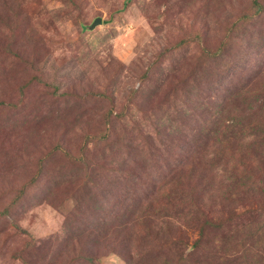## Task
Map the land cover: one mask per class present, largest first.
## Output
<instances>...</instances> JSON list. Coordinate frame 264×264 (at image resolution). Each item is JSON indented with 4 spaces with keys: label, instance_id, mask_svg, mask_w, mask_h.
Listing matches in <instances>:
<instances>
[{
    "label": "rangeland",
    "instance_id": "1",
    "mask_svg": "<svg viewBox=\"0 0 264 264\" xmlns=\"http://www.w3.org/2000/svg\"><path fill=\"white\" fill-rule=\"evenodd\" d=\"M77 1L81 12L72 0H0V47L15 41L41 77L22 101L33 72L0 51V264H158L189 253L199 215L198 224L157 216L151 226L122 216L128 171L160 182L191 164L204 179L203 214L226 219L207 226L204 244H224L213 264H232L228 242L253 248V228L264 227V124L252 126L264 112H244L237 149L248 152V174L237 180L228 179L244 166L214 159L217 139L206 137L215 122L232 126L264 82V12L232 34L229 63L203 73L201 47L176 44L199 33L218 47L253 0ZM18 11L24 30L13 26ZM98 17L102 25L83 31L81 20ZM202 249L193 264L210 260Z\"/></svg>",
    "mask_w": 264,
    "mask_h": 264
},
{
    "label": "trees",
    "instance_id": "2",
    "mask_svg": "<svg viewBox=\"0 0 264 264\" xmlns=\"http://www.w3.org/2000/svg\"><path fill=\"white\" fill-rule=\"evenodd\" d=\"M72 1L73 2L71 3L76 5L77 9L80 10L81 12L82 7L78 3V1L77 0H72ZM263 12H264V5L262 3V0H253L251 4L246 8V10L242 12L241 17L238 20H234L232 21V23L225 26V35L224 38L219 42L218 47L215 48L211 47V44L207 41L205 36L203 34L197 33L184 37L183 39L180 40V43L176 44L174 48L187 45L191 42L197 43L199 47H201L202 49V56L197 60V64L198 65L204 64L203 68L205 69L203 73H205L207 70H211V72L213 73L215 71L217 72L222 69L223 64L229 63L230 59L233 57L232 50L234 49L233 46L237 44V40H235V42L232 40L233 37L232 34L235 31L239 30L243 23L247 22L248 24H251L255 16H258ZM14 18L15 19L13 26L24 30L23 24L25 19L23 17V14H21L20 11H18L14 14ZM105 23H109V21ZM80 24L83 31H86L88 29V27L84 23V19L83 21L81 20ZM4 34L6 35V32ZM241 39L242 38H239V41ZM231 42L232 44H230ZM14 43L15 41L10 42L6 48L0 47V51L3 52L4 55L9 57L10 59L22 63L23 66H25L28 69V72H33L28 82H26L20 88V95L23 101L24 100L23 97L26 91L27 90L29 91L30 86L33 85L34 82L40 80L41 77L35 74L36 72L35 58L25 57L23 52H20L15 48L16 45ZM202 81L204 82V79H201V83H203ZM247 98L250 103L240 102V104L245 105L242 114L235 113L234 116L231 117V119L233 120V124L230 127H232L233 129H230V127H228L223 131H220V127L218 123L215 122L213 124L214 127L209 131L206 137L208 139L212 137H216L217 139V142L214 143L215 152H216L214 159L221 160L223 163L227 162L228 163L227 166L230 165L239 166L241 164L244 166L243 169L238 170L237 174L236 171H234V173L230 175L231 177L228 179L229 181L237 180V175H240V173H242L243 175L248 174L247 165L245 164L246 162L245 160L248 156V152L246 156L241 157L237 149V146L243 143V138L241 136L240 131H243V129L249 125L247 123V118H246L247 115L244 112L247 111V113L249 115L252 114L253 117L258 116L260 114L259 112H264V82L257 84L254 93L250 91L248 93ZM251 103H254V105ZM0 104L1 105L5 104V101L0 102ZM195 110H197V108ZM192 113L188 112L190 118L193 116L197 118L200 117V114L197 111H194ZM112 116H113V112L111 111L110 114L108 115V119H111ZM206 122L209 121L206 120ZM255 122L256 123L252 124L253 128L256 129L262 127V125L264 124V114L259 116L258 122L257 121ZM104 138L108 141L107 138L109 137L107 136V134H105ZM236 138L239 139V142H236L235 145L233 139ZM169 142L173 143V140L172 138L167 137V140H165V142L162 143V145ZM170 145H174V144H170ZM180 146L184 148V144H182V142ZM200 151L201 150H199V152ZM195 152L196 150L194 151L193 149L189 150V156H193ZM80 154H84V152ZM73 157L82 158L83 160L81 161L82 162L85 161L83 155L82 156L75 155ZM236 157H238V161H234ZM182 161H184V159H182ZM191 165H188L187 168L184 167L180 170H177L176 174H174L173 176L171 175L167 179L160 182H157L155 180H146L145 177L143 178V176L135 174L134 172H133L134 174L130 171H128L127 173V177H129L131 180H134V182L131 186L132 191L130 189V193H132V195L129 196L124 202L126 205V212L124 216H122L124 219L128 218V216L135 215L137 218V219L135 218L137 222L141 221L142 225H147L148 223H150V226L152 219H156L157 216L168 217L170 220H173V225L176 224V221H181V222L187 221L190 223L198 224L199 216L202 219H204L203 223L200 224L201 226L199 225V232L197 234L198 238L193 241L194 243L192 245L190 244L193 250L188 253L187 252L188 248H184L182 250L177 249L178 253L175 257L166 256L165 258H162L160 261H158L160 264H193L194 262H196L195 251L201 247H203L202 250H204L205 248L208 257H210V260L206 264H213L214 259L218 256L219 253H221L224 247V244L221 245H219L218 243L210 244L208 243L209 241L206 239L205 229H207V226H209L210 224L214 226L216 224L222 225L226 222V219H222V217H220L218 219L209 220V218L203 214L201 210L202 209L201 203L204 201L205 202L208 201V199L205 197L206 194L204 191V186L201 185L204 179L202 176L198 177L196 175L198 174V171L197 169L192 170ZM190 167H191V171H190ZM138 186L140 187V190ZM5 211L6 210L2 211V213L4 214ZM195 215H199V216L196 217ZM123 225L128 226L127 224H123ZM197 228L198 227L196 226L195 231ZM253 230L256 233V234L252 233L253 234L252 238L254 240L253 248L247 247L248 242H246L245 240L240 241L238 243L228 242L229 245L227 248H229L230 251L227 253L230 254L231 257L227 258V260H229L232 264H264V227L258 225V227L253 228ZM247 238L250 239L251 236ZM206 240L208 242L204 244ZM189 243H190V239H186L184 237H179L177 240V244H179L182 247L189 246ZM223 259L224 257L219 258L217 260H223ZM217 260H215V262H217Z\"/></svg>",
    "mask_w": 264,
    "mask_h": 264
},
{
    "label": "water",
    "instance_id": "3",
    "mask_svg": "<svg viewBox=\"0 0 264 264\" xmlns=\"http://www.w3.org/2000/svg\"><path fill=\"white\" fill-rule=\"evenodd\" d=\"M103 24V19L101 17H98L94 20V22L88 26V30L92 31L94 30L96 27L100 26Z\"/></svg>",
    "mask_w": 264,
    "mask_h": 264
}]
</instances>
